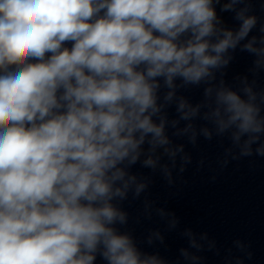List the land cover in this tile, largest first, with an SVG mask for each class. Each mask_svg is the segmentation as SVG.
<instances>
[{"label":"clouds","instance_id":"clouds-1","mask_svg":"<svg viewBox=\"0 0 264 264\" xmlns=\"http://www.w3.org/2000/svg\"><path fill=\"white\" fill-rule=\"evenodd\" d=\"M218 3L0 0V264H158L114 227L125 216L112 201L134 182L126 169L142 147L168 144L161 81L166 104L176 81L209 83L254 28L242 11L238 29L218 28ZM255 42L241 50L264 57ZM256 99L220 88L204 119L247 148L264 135ZM176 110L197 114L183 101Z\"/></svg>","mask_w":264,"mask_h":264},{"label":"water","instance_id":"water-1","mask_svg":"<svg viewBox=\"0 0 264 264\" xmlns=\"http://www.w3.org/2000/svg\"><path fill=\"white\" fill-rule=\"evenodd\" d=\"M227 4H231V0H219L218 4H214L217 18L221 22L219 25H217V27L231 30L238 29L239 21L235 19V14L236 12L242 11L245 16L253 17L256 21L255 26L249 33L247 40L241 41L240 45H238V47L234 51L229 50L225 54L224 59L228 61L227 66L214 71L213 77L211 78V81L209 83H202L199 86H181L182 82L176 81L174 99L170 104H166L164 102L163 97L168 89L163 86V82L161 81V89L158 94V103L162 106L161 112L199 92L200 90L208 87L209 85L264 59V57L252 56L248 52L241 50L244 44L249 43L253 39H255L256 42L253 44V47L258 51H264V44L261 43V40H264V33H262L261 31L262 29H264V0H241V2L232 5L234 11H221V9Z\"/></svg>","mask_w":264,"mask_h":264}]
</instances>
